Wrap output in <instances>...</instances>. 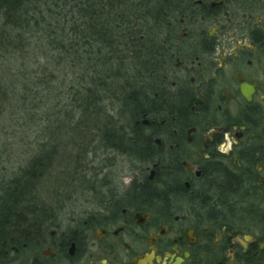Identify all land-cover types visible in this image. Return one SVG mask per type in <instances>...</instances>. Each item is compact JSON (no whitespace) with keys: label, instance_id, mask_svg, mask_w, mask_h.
<instances>
[{"label":"flooded vegetation","instance_id":"obj_1","mask_svg":"<svg viewBox=\"0 0 264 264\" xmlns=\"http://www.w3.org/2000/svg\"><path fill=\"white\" fill-rule=\"evenodd\" d=\"M180 24L143 172L180 189L89 192L66 220L53 198L0 264H264V0H195Z\"/></svg>","mask_w":264,"mask_h":264},{"label":"trees","instance_id":"obj_2","mask_svg":"<svg viewBox=\"0 0 264 264\" xmlns=\"http://www.w3.org/2000/svg\"><path fill=\"white\" fill-rule=\"evenodd\" d=\"M193 1L0 0V124L26 150L0 173V253L27 237L36 206L67 202L40 192L83 187L92 149L151 165L145 123L177 111L165 77ZM174 188L157 176L133 192Z\"/></svg>","mask_w":264,"mask_h":264},{"label":"rangeland","instance_id":"obj_3","mask_svg":"<svg viewBox=\"0 0 264 264\" xmlns=\"http://www.w3.org/2000/svg\"><path fill=\"white\" fill-rule=\"evenodd\" d=\"M0 129L8 130L6 136L0 133V173L3 174L6 170L16 168L23 161L26 150L24 152L14 145L11 139L15 130L13 127H3L0 124ZM91 151L85 167L87 171L85 182L77 192H40L46 198L44 199L46 202H51L50 197L53 195L66 196L64 220L70 219L71 216H74V219L82 217L89 192H127L133 183L141 185L147 177L143 172L151 169L149 164L137 163L134 159L120 154L97 149Z\"/></svg>","mask_w":264,"mask_h":264}]
</instances>
